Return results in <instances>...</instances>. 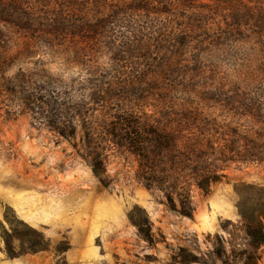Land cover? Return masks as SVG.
<instances>
[{"label":"rangeland","instance_id":"obj_1","mask_svg":"<svg viewBox=\"0 0 264 264\" xmlns=\"http://www.w3.org/2000/svg\"><path fill=\"white\" fill-rule=\"evenodd\" d=\"M243 205L264 207V0H0V264H223Z\"/></svg>","mask_w":264,"mask_h":264},{"label":"trees","instance_id":"obj_2","mask_svg":"<svg viewBox=\"0 0 264 264\" xmlns=\"http://www.w3.org/2000/svg\"><path fill=\"white\" fill-rule=\"evenodd\" d=\"M130 129L138 130L139 125L134 123L130 124ZM133 133L132 131H130ZM138 132V131H137ZM145 136H152L155 141L159 139V135L156 131L145 133ZM143 136V135H142ZM141 139L139 144H146L147 139ZM141 142V143H140ZM93 171L99 176L102 171H100L99 163L93 165ZM171 207L178 210V204L181 208L179 211L187 216H192L193 208L189 195L180 194L178 198V204L174 198L170 197ZM239 212L241 216V222L244 226L246 243L243 247H238L239 243L231 240L229 243L231 248L228 249L226 246V240L223 236L216 234L215 238L217 244L213 246L214 258L220 260L223 264H259L260 255L258 249L264 245V207L262 209L247 207L246 205L239 206ZM230 222V221H228ZM222 228L228 231L225 225ZM199 259L194 255L192 258H185L183 263L197 262Z\"/></svg>","mask_w":264,"mask_h":264}]
</instances>
